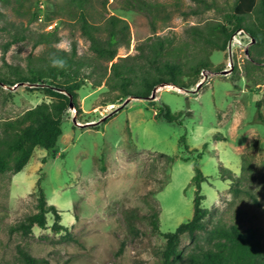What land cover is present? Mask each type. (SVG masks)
<instances>
[{
	"label": "rangeland",
	"instance_id": "1",
	"mask_svg": "<svg viewBox=\"0 0 264 264\" xmlns=\"http://www.w3.org/2000/svg\"><path fill=\"white\" fill-rule=\"evenodd\" d=\"M32 1L26 0L24 6L20 0L0 1L4 13L0 70L12 74L17 67L26 70L52 48L72 52L76 45L79 57L92 56L82 74L93 75L79 90L82 111L69 109L56 148H36L16 174L0 172V264H24L20 247L45 258L47 264H162L164 234L194 215L196 162L208 177L201 186L203 206L214 211L207 227L223 220L264 232V121L259 117L262 113L264 118V63L253 65L247 53L253 45L248 33L240 30L226 50H213L211 60L224 69L204 71L200 87L199 83L184 91L165 87L157 90L155 98L116 99L120 90L93 86L102 78L100 70L106 63L97 62L102 67L98 72L90 66L96 64L95 53L78 16L69 12L70 0H41L40 19L29 23L27 6ZM236 3L90 0L88 12L90 20L103 27L102 37L108 34L110 15L128 20L129 42L119 48V56H126L157 35L172 38L175 46L189 41L191 50L203 51L192 26L206 28L209 22L225 21ZM49 16L59 21L60 42L36 45L41 34L55 28H49L53 22ZM11 23L27 29L26 36L4 53L10 33L17 30ZM44 100L51 98L43 85L0 83V134L3 121ZM165 106L170 107L172 120L163 115ZM248 164L252 165L249 177L244 170ZM232 176L243 177L239 192L235 190L239 180ZM40 179L66 228L55 230V215L49 213L46 228L36 225L24 235L13 226L38 211ZM154 212L160 213V230L152 223ZM190 244V236L184 235L183 247Z\"/></svg>",
	"mask_w": 264,
	"mask_h": 264
},
{
	"label": "trees",
	"instance_id": "2",
	"mask_svg": "<svg viewBox=\"0 0 264 264\" xmlns=\"http://www.w3.org/2000/svg\"><path fill=\"white\" fill-rule=\"evenodd\" d=\"M0 1L11 3L13 0ZM25 1L20 0V6H24ZM40 2L41 0H34L27 6L29 23L40 19L43 11ZM89 3L90 0H70L69 12L78 16L82 33L91 42L96 64L92 63L90 66L98 72L102 67L97 65V62L106 63L100 70L103 71L102 78L94 82L93 86L105 85L111 91L120 90L113 98L130 96L151 98L155 88L164 83L191 90L199 83L204 71L219 72L224 69L215 66L211 54L215 49L226 50L234 35L240 30H244L252 37L253 45L249 50V56L253 65L264 63V0H237L233 10L226 14L225 21L209 22L206 28L192 26L194 40L203 44V51L197 50L196 47L191 50L189 41L181 46H175L172 38L157 35L143 40L137 45L135 54L130 53L126 56H119V48L129 42L127 38L131 27L128 20L115 14L110 15L106 27L108 34L102 37L101 24L94 23L89 18ZM16 10L20 13L17 8ZM3 16L4 13L0 10V23ZM53 19L54 17L49 16V20ZM55 22H57L55 28L41 34L36 45L60 42L57 33L59 21ZM10 25L17 30L10 33L12 39L5 44L4 53L26 36L27 29L14 23ZM51 52L47 56H40L39 62L29 64L26 70L17 67L13 74L0 70V83L43 85L47 96L51 98L27 109L16 118L3 121V130L0 134V172L12 171L14 174L20 172L29 163L38 147L55 149L63 134V121L72 104L77 112L82 111L79 90L88 85V78L93 74L83 75L81 70L84 65H88L92 56L79 57L76 45L73 46L72 52L58 47L52 48ZM162 113L170 120L174 118L169 106H165ZM259 117L264 121L262 113ZM183 139L185 140V137ZM169 158L175 160L174 157ZM251 167V164L244 167L248 177L252 173ZM240 177H231L233 181L239 180L236 192L241 189L240 181L243 177ZM206 180L208 177L196 162L192 179L198 187L194 215L189 221L180 224L175 231L164 234L166 244L162 250V264H264V232L260 233L252 228L245 229L238 222L227 223L223 220L218 221L212 228L207 227V219L214 211L203 206L204 195L201 193V186ZM37 189L38 211L14 225L13 230L29 235L36 225L46 228L49 213L55 215V230L66 228L61 223L62 214L59 208L48 202L41 179ZM151 217L154 228L160 230V213L154 212ZM184 235L190 236L189 246L182 245ZM19 255L24 264H47L45 258L34 256L24 247L19 248Z\"/></svg>",
	"mask_w": 264,
	"mask_h": 264
},
{
	"label": "water",
	"instance_id": "3",
	"mask_svg": "<svg viewBox=\"0 0 264 264\" xmlns=\"http://www.w3.org/2000/svg\"><path fill=\"white\" fill-rule=\"evenodd\" d=\"M247 53L250 54V51L247 50ZM226 71H228V70H226ZM202 83H203V82L199 83V84H198V87H200V86L202 85ZM23 84H24V83H23ZM166 84H170V83H164V84L158 86L157 88H155L154 93L152 94L151 97L155 98V97H156V92H157V90H158L161 86L166 85ZM130 98H134V96H131ZM130 98H129V99H130ZM72 108H75L74 104H72ZM88 124H90V123H88Z\"/></svg>",
	"mask_w": 264,
	"mask_h": 264
},
{
	"label": "bare ground",
	"instance_id": "4",
	"mask_svg": "<svg viewBox=\"0 0 264 264\" xmlns=\"http://www.w3.org/2000/svg\"><path fill=\"white\" fill-rule=\"evenodd\" d=\"M165 87H171V88H175V89H178V90L181 91V89L179 87L174 86L173 84L172 85L171 84H166V85L161 86L160 88H165Z\"/></svg>",
	"mask_w": 264,
	"mask_h": 264
},
{
	"label": "built area",
	"instance_id": "5",
	"mask_svg": "<svg viewBox=\"0 0 264 264\" xmlns=\"http://www.w3.org/2000/svg\"><path fill=\"white\" fill-rule=\"evenodd\" d=\"M57 25V22H52L50 25H49V28H53L54 26Z\"/></svg>",
	"mask_w": 264,
	"mask_h": 264
},
{
	"label": "crops",
	"instance_id": "6",
	"mask_svg": "<svg viewBox=\"0 0 264 264\" xmlns=\"http://www.w3.org/2000/svg\"><path fill=\"white\" fill-rule=\"evenodd\" d=\"M175 86V85H174ZM178 87V86H177ZM180 88V87H179ZM181 89V91H184V89H182V88H180ZM180 91V90H179Z\"/></svg>",
	"mask_w": 264,
	"mask_h": 264
}]
</instances>
